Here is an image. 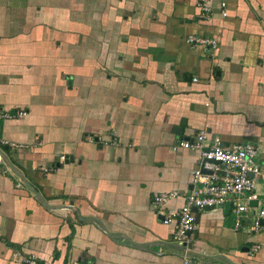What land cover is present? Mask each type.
<instances>
[{
    "label": "crops",
    "instance_id": "obj_1",
    "mask_svg": "<svg viewBox=\"0 0 264 264\" xmlns=\"http://www.w3.org/2000/svg\"><path fill=\"white\" fill-rule=\"evenodd\" d=\"M209 4L0 0V264H182L150 203L191 187L199 152L179 142L264 145V0ZM195 215L192 264H264L251 213Z\"/></svg>",
    "mask_w": 264,
    "mask_h": 264
},
{
    "label": "built area",
    "instance_id": "obj_2",
    "mask_svg": "<svg viewBox=\"0 0 264 264\" xmlns=\"http://www.w3.org/2000/svg\"><path fill=\"white\" fill-rule=\"evenodd\" d=\"M220 13L225 15L224 2H220ZM198 14L207 20L212 14L209 0H198ZM185 41L189 44H201L205 48H215L217 40L209 37L187 35ZM24 111H18L17 116H23ZM204 130H198L191 139L179 142L184 148L199 152L197 167L192 171L191 187L187 191L169 190L157 192L150 198L154 214L164 224H173L174 229L170 242L180 248L182 264H192V256L204 254L203 250L194 247L192 241L195 229L194 211L211 207H224L229 203V211L234 214L233 224L237 226L244 212L252 215L251 230L263 227L264 197H257L254 192L255 178L260 174L257 156L264 152L262 142H240L223 144L217 136L205 143ZM10 147H16L13 142H2ZM3 156L0 153V164ZM250 174V175H249ZM172 199H178V205L167 207ZM254 201V204L250 203ZM257 244L250 245L248 251L258 250ZM28 264H34L27 260Z\"/></svg>",
    "mask_w": 264,
    "mask_h": 264
},
{
    "label": "water",
    "instance_id": "obj_3",
    "mask_svg": "<svg viewBox=\"0 0 264 264\" xmlns=\"http://www.w3.org/2000/svg\"><path fill=\"white\" fill-rule=\"evenodd\" d=\"M3 156V155H2ZM4 157V156H3ZM250 175V174H249ZM250 203L254 204V201H251ZM228 207H229V203H226L224 205V210L227 211L228 210ZM193 211L196 212V209L193 208ZM194 222H197V216L195 215L194 216ZM262 224H264V222H262Z\"/></svg>",
    "mask_w": 264,
    "mask_h": 264
}]
</instances>
